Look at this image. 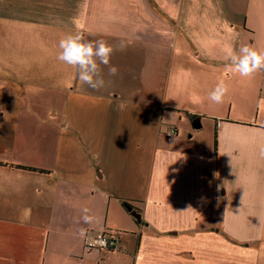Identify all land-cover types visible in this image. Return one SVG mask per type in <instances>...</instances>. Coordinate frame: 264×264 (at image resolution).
Here are the masks:
<instances>
[{"label": "crops", "instance_id": "1", "mask_svg": "<svg viewBox=\"0 0 264 264\" xmlns=\"http://www.w3.org/2000/svg\"><path fill=\"white\" fill-rule=\"evenodd\" d=\"M233 8L241 20L220 0H0V264H264V71L241 78L224 59L264 52V7ZM77 32L116 49L99 91L57 59ZM47 69L72 109L52 144L27 115ZM81 229L118 248L83 249Z\"/></svg>", "mask_w": 264, "mask_h": 264}, {"label": "clouds", "instance_id": "2", "mask_svg": "<svg viewBox=\"0 0 264 264\" xmlns=\"http://www.w3.org/2000/svg\"><path fill=\"white\" fill-rule=\"evenodd\" d=\"M125 47L124 43L119 46L120 50ZM58 48L60 51L57 59L76 70L77 79L82 86L87 85L95 91L106 86L101 65L108 68L109 76L118 74V68L110 65L111 56L116 49L105 40L91 42L86 41L82 33H70L59 41ZM224 59L230 70L241 78L252 79L255 74L264 71V52L249 46L238 50L227 48ZM228 91L227 85L221 80L209 94V99L216 104H222ZM82 211L84 215L81 219L84 223H92L95 220L94 216L88 214V208ZM80 235L85 237V230L81 229Z\"/></svg>", "mask_w": 264, "mask_h": 264}, {"label": "rangeland", "instance_id": "3", "mask_svg": "<svg viewBox=\"0 0 264 264\" xmlns=\"http://www.w3.org/2000/svg\"><path fill=\"white\" fill-rule=\"evenodd\" d=\"M220 7H223V11L226 12L227 16H231V20H241L240 13L234 11L233 7H264V0H220ZM52 46V45H51ZM47 51H49V45H47ZM48 61H45L47 63ZM54 61L48 63L47 68L53 67ZM66 68H68L66 66ZM47 74L45 76L38 77L39 84H34L30 86V98H29V126L31 131L45 135L49 140V143H53L52 136L54 134V127L57 128L58 117H70L72 114V109L70 108V93L69 91L60 92L58 90L59 85L62 83L60 75L53 73L51 69H47ZM52 72V73H50ZM66 83H68V75L62 74ZM73 93H71L72 97ZM86 96V95H85ZM82 95L74 94L73 99L76 101H85L86 99H91ZM65 102V106H64ZM56 110V117H53L51 111ZM87 109H81L82 113L80 116H85ZM90 115H98L97 108L88 109ZM66 120V119H65ZM95 126L91 125L88 128V131L95 132ZM133 125H127V132L132 129ZM69 132L64 133L63 139V148L69 150L64 155H61L63 158V163H70L69 158L71 155L70 149L71 143L69 142ZM47 140V144H48ZM64 149V150H66ZM73 150V149H72ZM67 161H66V160ZM53 158L51 159V161Z\"/></svg>", "mask_w": 264, "mask_h": 264}, {"label": "built area", "instance_id": "4", "mask_svg": "<svg viewBox=\"0 0 264 264\" xmlns=\"http://www.w3.org/2000/svg\"><path fill=\"white\" fill-rule=\"evenodd\" d=\"M174 131L173 128L168 129V133L166 134V138L169 141L170 135ZM118 238L116 235L106 231L100 230L95 233H87L83 238L82 246L85 250H93V249H108L114 250L118 248Z\"/></svg>", "mask_w": 264, "mask_h": 264}, {"label": "water", "instance_id": "5", "mask_svg": "<svg viewBox=\"0 0 264 264\" xmlns=\"http://www.w3.org/2000/svg\"><path fill=\"white\" fill-rule=\"evenodd\" d=\"M133 214L137 217L138 220L140 219V215H139V213H137L136 210H133Z\"/></svg>", "mask_w": 264, "mask_h": 264}, {"label": "trees", "instance_id": "6", "mask_svg": "<svg viewBox=\"0 0 264 264\" xmlns=\"http://www.w3.org/2000/svg\"><path fill=\"white\" fill-rule=\"evenodd\" d=\"M23 168H29V169H31V170H37V171H43V170L36 169V168H33V167H23Z\"/></svg>", "mask_w": 264, "mask_h": 264}]
</instances>
